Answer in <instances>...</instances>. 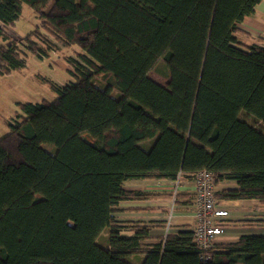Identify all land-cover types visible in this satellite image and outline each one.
Masks as SVG:
<instances>
[{
	"label": "trees",
	"instance_id": "16d2710c",
	"mask_svg": "<svg viewBox=\"0 0 264 264\" xmlns=\"http://www.w3.org/2000/svg\"><path fill=\"white\" fill-rule=\"evenodd\" d=\"M261 1L0 0V75L25 68L28 53L49 57L56 42L82 50L69 59L75 81H49L52 101L17 102L0 137V264H126L135 253L141 264H264V233L218 242L204 258L192 228L127 234L114 215L155 195L127 180H194L204 169L215 185L238 184L216 198L264 203V132L241 116L264 125V47L238 25ZM24 4L40 22L15 40L8 28ZM159 61L167 86L149 76Z\"/></svg>",
	"mask_w": 264,
	"mask_h": 264
},
{
	"label": "crops",
	"instance_id": "0c3cea01",
	"mask_svg": "<svg viewBox=\"0 0 264 264\" xmlns=\"http://www.w3.org/2000/svg\"><path fill=\"white\" fill-rule=\"evenodd\" d=\"M238 25L251 35L253 42L264 47V0L256 5V10L252 15L245 16ZM243 115L241 114L251 125L264 132V125ZM155 182L156 180L140 178L129 179L125 182L124 187L126 189L154 192L155 195L143 199L124 200L120 203V210L114 215L118 224L124 226L123 232L131 234L135 226L145 225L149 227L153 236L160 237L166 235L169 230L192 228L194 223L193 180H182L176 204L177 208L174 213L175 221L169 225L165 207L170 198L165 194L167 190L156 188ZM237 187L238 184L235 180L225 179L216 184V192ZM217 199L218 206L229 212V215L222 220L225 231L219 238V242L235 241L242 234L264 233V231L259 230L264 228L261 226L264 224V203L259 199Z\"/></svg>",
	"mask_w": 264,
	"mask_h": 264
},
{
	"label": "rangeland",
	"instance_id": "374dc122",
	"mask_svg": "<svg viewBox=\"0 0 264 264\" xmlns=\"http://www.w3.org/2000/svg\"><path fill=\"white\" fill-rule=\"evenodd\" d=\"M39 22L38 17L33 12L31 7L24 4L20 19L14 26H10L8 28V32L15 40L16 38L20 39L19 37H24L32 29H34ZM4 43L3 38L0 36V45ZM20 47L23 51H27L25 45L20 44ZM55 49V53H51L47 58H39L35 54L28 53L27 65L25 68L15 70L10 74L0 75V137L9 131L7 121L9 119H13L16 112L19 110L17 102H41L43 100L52 101L56 97V92H54L51 88L49 81L56 83L59 86L75 81L68 71L69 69H73L69 59L79 58V53L82 50L77 45H67L59 42H56ZM167 74L168 70L165 63L163 61H159L155 69L149 73V76L163 86H167L169 82ZM95 83L97 86L103 87L105 85L104 77H95ZM115 94L117 93L115 92ZM153 141L154 139L148 140L145 143H142V145L146 147L148 144H152ZM43 146L49 151H55V147L52 144L44 143ZM172 204L173 201L170 198L168 205L165 207L167 221H170V224L175 221L174 213L177 208V202H175L173 207ZM261 226L264 227V224H261ZM259 230L264 231V228ZM96 244H98L102 249L108 248V228L104 229L100 233L96 239ZM143 259L144 254L141 253L130 254L124 257L126 264H141Z\"/></svg>",
	"mask_w": 264,
	"mask_h": 264
},
{
	"label": "built area",
	"instance_id": "2783aa9c",
	"mask_svg": "<svg viewBox=\"0 0 264 264\" xmlns=\"http://www.w3.org/2000/svg\"><path fill=\"white\" fill-rule=\"evenodd\" d=\"M51 53L55 51L51 50ZM154 185L156 188L172 193L173 207L178 201L182 186L181 176L179 175L176 179L156 180ZM193 189V241L199 247L202 257L208 258L214 251L219 238L224 234L222 220L229 215V212L218 206L213 172L206 169L198 171L193 180ZM169 224L170 221H168Z\"/></svg>",
	"mask_w": 264,
	"mask_h": 264
},
{
	"label": "bare ground",
	"instance_id": "6f19581e",
	"mask_svg": "<svg viewBox=\"0 0 264 264\" xmlns=\"http://www.w3.org/2000/svg\"><path fill=\"white\" fill-rule=\"evenodd\" d=\"M218 242H219V240H218Z\"/></svg>",
	"mask_w": 264,
	"mask_h": 264
}]
</instances>
